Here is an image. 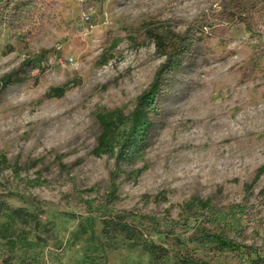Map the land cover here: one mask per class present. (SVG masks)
Returning <instances> with one entry per match:
<instances>
[{"label":"rangeland","instance_id":"rangeland-1","mask_svg":"<svg viewBox=\"0 0 264 264\" xmlns=\"http://www.w3.org/2000/svg\"><path fill=\"white\" fill-rule=\"evenodd\" d=\"M32 1L0 0V264H264V27L228 9L259 0H47L33 35ZM153 81L140 153L97 152Z\"/></svg>","mask_w":264,"mask_h":264},{"label":"trees","instance_id":"trees-1","mask_svg":"<svg viewBox=\"0 0 264 264\" xmlns=\"http://www.w3.org/2000/svg\"><path fill=\"white\" fill-rule=\"evenodd\" d=\"M30 1V0H29ZM47 0H34L31 2L25 18L30 22V29L32 35L42 27V20L46 14L48 6ZM261 14H254L252 11L246 9L245 3L241 1L234 5L229 3V11L231 21L237 25L243 24L245 30L248 31H262L264 27V0H259ZM46 6V7H45ZM228 6V5H227ZM20 13L23 9H18ZM259 12V11H256ZM206 24H202L201 28ZM35 29V30H34ZM155 39V44L158 49H161L162 54L166 56L165 64L163 66L176 67L181 61L180 54L184 48L188 47L189 39L185 38L183 34L167 30L165 31H150ZM6 78H1V84H5ZM158 82L153 81V84L139 96L138 108L134 109L125 118L122 115L110 114L102 115L100 122L102 123V131L98 136V143L96 145L97 152H108L116 148V152L122 159L133 158L137 156L141 147L146 142V135L152 125L151 120L147 115L146 105H148L156 94ZM63 88H56L57 93H61ZM259 174V173H258ZM103 229L105 236H110V230L120 231L126 236L132 238L135 235V227L122 217H113L104 219ZM210 242L211 240H203ZM223 244L227 245L225 242Z\"/></svg>","mask_w":264,"mask_h":264}]
</instances>
